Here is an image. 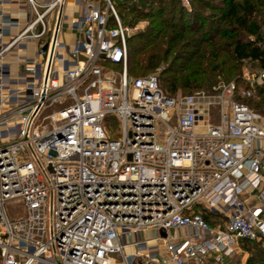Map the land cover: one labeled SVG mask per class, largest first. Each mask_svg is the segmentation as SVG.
I'll return each mask as SVG.
<instances>
[{
  "label": "built area",
  "instance_id": "1",
  "mask_svg": "<svg viewBox=\"0 0 264 264\" xmlns=\"http://www.w3.org/2000/svg\"><path fill=\"white\" fill-rule=\"evenodd\" d=\"M26 1L0 48V264H226L264 242V116L244 102L264 70L249 89L170 95L157 73L129 75L114 0H76L73 44L67 0ZM53 15L10 81L4 55Z\"/></svg>",
  "mask_w": 264,
  "mask_h": 264
},
{
  "label": "trees",
  "instance_id": "2",
  "mask_svg": "<svg viewBox=\"0 0 264 264\" xmlns=\"http://www.w3.org/2000/svg\"><path fill=\"white\" fill-rule=\"evenodd\" d=\"M195 1L213 13L204 15L194 3L191 12L185 8L178 11L176 0H170L168 5L159 6L152 13L144 11L145 6L152 10L156 8L151 2H142L141 6L133 2L123 7L126 16H137L139 22L144 14L148 20L145 30L133 37L135 41L129 39L128 42L131 77H145L163 67L160 79L166 92L192 95L213 93L220 79L227 83L235 80L242 86L245 62H252L260 71L264 70L260 21L264 16V0H219L217 4L208 0ZM116 8L124 18L118 6ZM136 23L131 17L127 24L133 26ZM210 23L214 27L204 29ZM244 102L257 113H264V81L256 85L255 94ZM242 246L253 253L264 248V242L244 241ZM252 259L248 264H253Z\"/></svg>",
  "mask_w": 264,
  "mask_h": 264
},
{
  "label": "crops",
  "instance_id": "3",
  "mask_svg": "<svg viewBox=\"0 0 264 264\" xmlns=\"http://www.w3.org/2000/svg\"><path fill=\"white\" fill-rule=\"evenodd\" d=\"M46 0H41L45 2ZM83 1V0H81ZM82 14V3L76 0H67L65 5V21L62 23L60 39L73 44L77 35L71 30L69 24L73 18ZM29 18L28 4L26 0H0V48L12 43L13 40L23 31ZM55 15L49 27V32L42 40H24L16 43L3 57L2 64L8 68L6 75L8 79H16L17 75L23 71V62L36 59L37 52L41 45L47 43L54 28ZM18 22L12 25L9 22Z\"/></svg>",
  "mask_w": 264,
  "mask_h": 264
},
{
  "label": "rangeland",
  "instance_id": "4",
  "mask_svg": "<svg viewBox=\"0 0 264 264\" xmlns=\"http://www.w3.org/2000/svg\"><path fill=\"white\" fill-rule=\"evenodd\" d=\"M153 1H155L156 3H152ZM211 1V3L213 4H217L219 2V0H208ZM115 5L118 6V10L123 13V16H125L124 18H122L123 22L131 27L132 29H134V32L131 34L130 37V42L131 41H135L134 40V36L137 35L138 33L142 32L145 30V28L148 26V20L145 19L144 14L141 15L142 20L138 22L139 18L137 16H126V11L123 9V7H126V5H130L133 2H137L138 6H141L142 2H151V4L153 5V7L155 9H148L145 6V10L146 13H152L155 12L156 9L159 8V6L162 5H168L170 0H114ZM177 4H178V11L179 8H185L186 10H188L189 12H191V10H193L192 4L194 3L196 6V9H198V11H201L204 15H209L211 13H213L211 10L205 9L200 7L199 3H197L195 0H176ZM121 5H125V6H121ZM195 10V9H194ZM131 17H133L134 22H137L135 25L130 26L127 23H129ZM261 35L264 41V16H261ZM202 26V24H200V27ZM210 27H214V24L210 23V24H206L204 29H208ZM216 27V26H215ZM250 39H253V37H251ZM264 47V44H263ZM162 70L163 67H160L159 69H156L153 73H157L160 77L162 74ZM259 68L257 67L256 64L252 63V62H245L242 66V81H245L244 84L242 85L243 87H246L247 85H249V83L246 81V79H249L253 76H257L259 74ZM152 74V73H151ZM219 82H225L227 83V81H225L224 79H220ZM218 82V83H219ZM231 82H235V80H231L229 81ZM163 85V84H162ZM209 93V92H208ZM178 94H183L182 92H179ZM262 115L264 116V113L261 112ZM19 205H16L15 207L10 208L9 210V214L11 216H15V214H18L20 211V214H23V209L22 207L18 208ZM161 236H165V233L162 232ZM174 236V234H173ZM145 236H143V238H145ZM129 249L126 250L127 253H129ZM254 256V258H253ZM253 258V259H252ZM253 260V264H264V248L260 249V250H255L252 252L250 251H245L244 249L238 253V255H236L229 263L227 264H248L249 260Z\"/></svg>",
  "mask_w": 264,
  "mask_h": 264
}]
</instances>
